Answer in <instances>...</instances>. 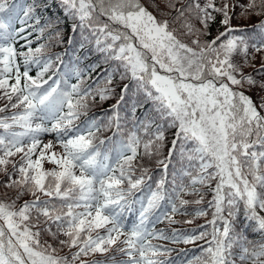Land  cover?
I'll return each instance as SVG.
<instances>
[{"label":"snow or ice","instance_id":"obj_1","mask_svg":"<svg viewBox=\"0 0 264 264\" xmlns=\"http://www.w3.org/2000/svg\"><path fill=\"white\" fill-rule=\"evenodd\" d=\"M49 7L0 0V264H264V0Z\"/></svg>","mask_w":264,"mask_h":264},{"label":"trees","instance_id":"obj_2","mask_svg":"<svg viewBox=\"0 0 264 264\" xmlns=\"http://www.w3.org/2000/svg\"><path fill=\"white\" fill-rule=\"evenodd\" d=\"M58 2V0H48V3L50 5L49 10H48V14H55L57 16H61L62 17V12L58 7H53V5H56ZM255 17L249 18L247 20H240L239 22L243 25V24H247V25H251L253 23H255ZM233 23H237V21H233ZM71 21L70 20H63V22L61 23V25H59V27H61L62 29V37H63V43L56 45L55 47H53L51 49V51L53 52H65V50L69 47L68 45V36L72 34V30H71ZM215 30V26H213V31ZM35 46V45H33ZM77 55L79 54L78 52L76 53ZM98 55V54H97ZM97 55H91L89 57V60H95L97 59ZM65 59H69V56H65ZM89 60H84L82 62V65H85L89 62ZM261 63V59L260 57L257 55L256 59L253 61V65L252 67L246 69V71H254L255 68H257L259 66V64ZM105 67V65L101 64L100 68ZM99 68L96 69V72H99ZM93 75H95L96 73L93 72ZM253 97L255 98V94L253 93ZM110 103H114V100H108L105 101L102 105H100V107H102L103 109H107L108 105ZM99 109L98 108H93L91 111L92 112H97ZM139 111V110H138ZM91 114V113H90ZM0 192H3V189H0ZM203 218H197L194 223L192 225H181L180 227H194L195 224L201 223ZM200 241H197L196 244H200ZM173 247H175L177 250L184 248L187 249L189 251L190 254H196L198 253L199 249L197 247H194L193 245L189 244V245H184V244H179V245H173ZM173 255H175V253H173Z\"/></svg>","mask_w":264,"mask_h":264}]
</instances>
